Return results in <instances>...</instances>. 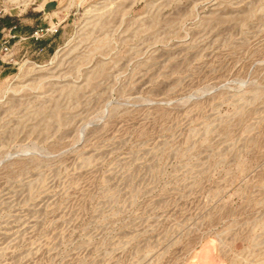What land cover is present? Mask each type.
I'll use <instances>...</instances> for the list:
<instances>
[{"label":"rangeland","instance_id":"obj_1","mask_svg":"<svg viewBox=\"0 0 264 264\" xmlns=\"http://www.w3.org/2000/svg\"><path fill=\"white\" fill-rule=\"evenodd\" d=\"M45 12L0 72V264H264V0Z\"/></svg>","mask_w":264,"mask_h":264},{"label":"built area","instance_id":"obj_2","mask_svg":"<svg viewBox=\"0 0 264 264\" xmlns=\"http://www.w3.org/2000/svg\"><path fill=\"white\" fill-rule=\"evenodd\" d=\"M53 0H0V62L9 66L13 63V49L20 44L25 46L33 45L37 55L43 52V47L38 44L47 37L57 32L58 23L50 19L45 22L46 3ZM31 13L42 18L40 24L30 26L29 31L20 33V30L28 24L25 20V14ZM25 20V22H24Z\"/></svg>","mask_w":264,"mask_h":264},{"label":"crops","instance_id":"obj_3","mask_svg":"<svg viewBox=\"0 0 264 264\" xmlns=\"http://www.w3.org/2000/svg\"><path fill=\"white\" fill-rule=\"evenodd\" d=\"M24 22H25V20H24ZM29 30H30L29 28L25 29V26H24V27L20 30V33H25V31H29ZM43 44H44V42H40V43L38 44V46H39V47H43ZM43 51H44V47H43ZM8 68H9V66L3 65V64L0 62V72H4V71H6Z\"/></svg>","mask_w":264,"mask_h":264}]
</instances>
